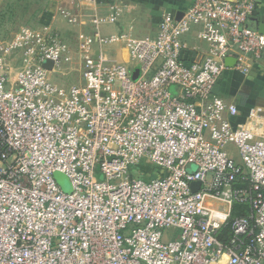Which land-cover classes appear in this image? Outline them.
Masks as SVG:
<instances>
[{
  "label": "built area",
  "instance_id": "2783aa9c",
  "mask_svg": "<svg viewBox=\"0 0 264 264\" xmlns=\"http://www.w3.org/2000/svg\"><path fill=\"white\" fill-rule=\"evenodd\" d=\"M257 10L192 0L146 38L101 33L116 4L62 10L94 29L79 43L83 82L67 89L51 80L73 59L61 36L24 28L0 43V264H264V117L235 126L240 108L214 93L228 59L247 73L264 57ZM117 45L129 64L105 52Z\"/></svg>",
  "mask_w": 264,
  "mask_h": 264
},
{
  "label": "crops",
  "instance_id": "0c3cea01",
  "mask_svg": "<svg viewBox=\"0 0 264 264\" xmlns=\"http://www.w3.org/2000/svg\"><path fill=\"white\" fill-rule=\"evenodd\" d=\"M8 1H12L13 4L16 3L13 0ZM33 1H36L37 9L35 12L37 14L27 18V24L30 25H24L19 32L24 28H29L41 30L39 32L46 34L54 33L71 45L69 41L77 39L80 43L83 33H92L94 29L90 26L71 24L68 19L61 15L62 10L79 12L87 7L96 10L100 15H107L110 5L116 4L121 8V16L118 22L111 24L112 27L105 25L109 26L105 29L113 28V32H105L101 27V33L104 36H115L126 32L135 38H146L157 35L159 23L164 14L184 13L191 5L192 0H100L94 6H88L80 0ZM228 1L236 2L239 0ZM256 1L258 10L249 21V26L259 31L260 27H264V0ZM109 3L110 5H108ZM187 40L190 57H195L203 52L205 46L197 40L195 34L189 36ZM105 52L115 62L130 63L128 53L121 45L109 46L105 48ZM244 64L249 72L244 73L231 68L220 82V92L223 97L240 108V115L235 121V126L245 125L254 117H264V57L256 63L246 60Z\"/></svg>",
  "mask_w": 264,
  "mask_h": 264
},
{
  "label": "rangeland",
  "instance_id": "374dc122",
  "mask_svg": "<svg viewBox=\"0 0 264 264\" xmlns=\"http://www.w3.org/2000/svg\"><path fill=\"white\" fill-rule=\"evenodd\" d=\"M13 2L16 3L13 4L12 1L0 0V41H2V43H9L16 36L21 27L24 25H30L27 24V18L37 14V12H35V9H37L36 1L13 0ZM101 27L105 32H113V28H109V30L105 29L109 26ZM110 27L112 26L110 25ZM69 43H71L72 47L73 59L71 63L66 64L61 71L51 75V80L53 83L58 87L65 89L72 85L81 84L83 82L82 60L79 54V40L74 39L69 41ZM145 167L148 170H152V166L147 167L145 164L141 165V169ZM155 177L156 175H154L152 178ZM55 179L64 193L69 194L72 192L71 181L66 175L62 173H56Z\"/></svg>",
  "mask_w": 264,
  "mask_h": 264
},
{
  "label": "water",
  "instance_id": "95a60500",
  "mask_svg": "<svg viewBox=\"0 0 264 264\" xmlns=\"http://www.w3.org/2000/svg\"><path fill=\"white\" fill-rule=\"evenodd\" d=\"M182 16H183V13H179V14H177V16H176V19H177V20H180V19L182 18ZM259 32H260L261 34L264 35V27H260V28H259ZM226 63H227V66H228V67L233 68V67L236 65V59H234V58L228 59V60L226 61ZM43 66H44V68H46L47 70H51V69L53 68V63H52L51 61H46V62L43 64ZM133 78H134L135 80H137V79L139 78V70H136V71L134 72ZM214 93H215V94H219V93H220V85H217V86L215 87ZM199 186H200V183H194V184L192 185V189H193L194 191H196V190H198Z\"/></svg>",
  "mask_w": 264,
  "mask_h": 264
},
{
  "label": "trees",
  "instance_id": "16d2710c",
  "mask_svg": "<svg viewBox=\"0 0 264 264\" xmlns=\"http://www.w3.org/2000/svg\"><path fill=\"white\" fill-rule=\"evenodd\" d=\"M243 213L246 214V212H245V208L243 209V208H241V207H239V206H236V207H235L234 215H237V214H243ZM229 234H230V230H229V229H226V230H224V231L222 232L220 238H221L222 240H224V241H227V239H228V237H229Z\"/></svg>",
  "mask_w": 264,
  "mask_h": 264
}]
</instances>
